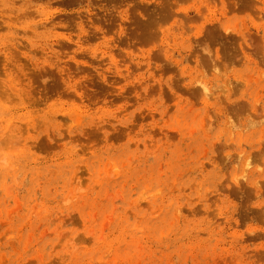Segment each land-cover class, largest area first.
<instances>
[{"label": "rangeland", "instance_id": "374dc122", "mask_svg": "<svg viewBox=\"0 0 264 264\" xmlns=\"http://www.w3.org/2000/svg\"><path fill=\"white\" fill-rule=\"evenodd\" d=\"M0 264H264V0H0Z\"/></svg>", "mask_w": 264, "mask_h": 264}]
</instances>
